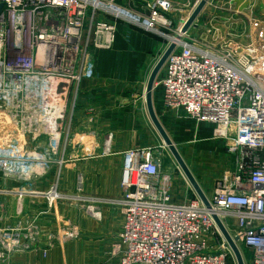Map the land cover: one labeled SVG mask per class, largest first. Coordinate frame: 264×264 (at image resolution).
Returning <instances> with one entry per match:
<instances>
[{
	"label": "built area",
	"instance_id": "built-area-1",
	"mask_svg": "<svg viewBox=\"0 0 264 264\" xmlns=\"http://www.w3.org/2000/svg\"><path fill=\"white\" fill-rule=\"evenodd\" d=\"M0 5V105L17 113L24 110L27 121L41 122L49 137L50 151L35 156L18 140L0 147V171L28 179L34 167L50 166L60 145L62 126L54 129L42 122L52 93L65 82L81 84L91 78L95 51L115 40L116 24L100 15L153 28L170 19L161 8L173 6L157 0L151 14L143 16L112 0H0ZM253 27L245 42L223 45L186 42L182 28L173 37L176 48L157 82L162 100L212 124L215 137L228 143L234 170L207 196L211 207L200 197L177 202L171 195L172 177L161 172L152 148L128 151L124 195L116 200L125 214L118 246L121 264H229L233 251L225 238L220 251L210 249L213 236L224 237L215 214L223 222L237 221L239 232L233 237L239 236L249 252L245 263L264 264V23L254 22ZM23 104L30 108L23 109ZM50 196L61 197L56 190ZM2 237L8 250L19 248L21 225L5 227Z\"/></svg>",
	"mask_w": 264,
	"mask_h": 264
},
{
	"label": "crops",
	"instance_id": "crops-1",
	"mask_svg": "<svg viewBox=\"0 0 264 264\" xmlns=\"http://www.w3.org/2000/svg\"><path fill=\"white\" fill-rule=\"evenodd\" d=\"M112 1L149 16L157 0ZM163 1L173 9L161 11L173 18L172 25H178L201 0ZM217 1L230 3L219 16L214 4L210 15L224 20L218 30L227 31L231 41L245 42V34L254 30L253 23H264V0ZM115 21V40L111 47L95 51V73L81 82L72 98L67 125L50 166L34 167L28 179L0 171V264H121L118 245L125 216L116 200L124 195L122 176L128 151L161 147L160 168L172 177V198L184 202L199 197L147 107L148 82L172 43L171 28L159 24L148 28L122 18ZM162 74L163 68L153 89L156 113L174 143L184 148L185 161L211 197L218 180L234 170V157L227 151V141L215 137L212 124L164 104L162 87L157 84ZM26 115L24 110L17 113L0 105V147L18 140L30 156L50 151L48 135L32 133ZM54 190L61 197L52 200ZM224 223L232 235L239 232L235 219ZM17 224L22 227L21 246L10 251L4 247L2 230ZM223 238L213 236L210 249L220 251Z\"/></svg>",
	"mask_w": 264,
	"mask_h": 264
},
{
	"label": "rangeland",
	"instance_id": "rangeland-1",
	"mask_svg": "<svg viewBox=\"0 0 264 264\" xmlns=\"http://www.w3.org/2000/svg\"><path fill=\"white\" fill-rule=\"evenodd\" d=\"M213 1L214 0H209V4L206 6V7H204V9L202 10V13H200V15H199V17H198V19L196 20V22H195V24L188 30V31H186V33H187V35L186 36H184V38H182L183 40H185L186 42H190V43H193V42H195V40L194 39H196V40H199V41H206V42H210V43H213L214 45L215 44H217V45H223V44H225V43H229V42H231V39H230V35H229V33H227V31H226V33H224V31H222V29H219L218 30V28H221L222 27V25L223 24H225L224 23V20H223V22L220 20V19H218L217 18V20H216V18L214 17V16H211L210 15V13H211V9H214V8H212L213 6H214V4H215V7L217 8V11H216V13H218V16L219 15H223V14H221L222 12H225L226 11V9L229 7V4L230 3H225L224 1L223 2H219V1H215L214 2V4H213ZM226 1H229V0H226ZM225 3V4H224ZM225 5L224 6V8H223V6L222 5ZM227 5V6H226ZM208 7V8H207ZM204 11V12H203ZM190 14L192 13V12H189ZM188 14V13H187ZM224 14H226V13H224ZM100 16H105V17H103L104 19H106V20H108V21H110V22H112L113 24L116 22L115 20H116V18H118V17H115L114 15H110V14H104V15H100ZM99 16V17H100ZM110 17H113V18H115V19H113V20H111L110 19ZM186 17H188V15L186 16ZM185 17V18H186ZM170 18V17H169ZM173 19V18H172ZM172 19L170 18L168 21H167V23L166 24H164V23H162V22H158V24L159 25H161L162 27H164V28H168V29H170V33H172L174 36H176L177 34H178V32L180 33V31H181V28H182V25L181 24H183V21H181V23H179L178 25H176L175 23L172 25ZM225 22H226V20H225ZM226 25H228V23H226ZM154 26H156V25H154ZM173 27V28H172ZM224 28V27H223ZM216 30L217 31H219L218 32V34H217V32H216ZM173 36V37H174ZM196 43H197V41H196ZM95 73V72H94ZM163 73H164V71H163ZM94 75V74H93ZM162 76H163V74H162ZM162 76H161V78H162ZM160 78V79H161ZM160 79L158 80V81H160ZM161 85V84H160ZM79 86H80V84L79 83H74V84H72V86L70 87V89L68 90V93H67V89L66 88H64L63 90H62V92L58 95V97L57 98H53L52 100H53V102H51V103H54V105H57V104H55V103H61L63 100H64V102H65V104H66V106H67V108L65 109V111H66V113H64V120H63V127H65L66 125H67V119H68V117H69V114H70V106H71V101H72V98L74 97V95H76L79 91H78V89H79ZM161 87H162V85H161ZM78 91V92H77ZM77 92V93H76ZM67 94H68V97H66L67 96ZM17 104V103H16ZM24 106H25V108L27 107V108H30L29 107V104H23ZM64 111V112H65ZM41 113V112H40ZM39 120L41 121V118H39ZM2 123H3V120H2ZM37 123V124H36ZM43 127H45L41 122H34V123H32V124H30V128H29V130L32 132V133H38V131H43V132H45L46 130H45V128H43ZM34 130H36V131H34ZM31 133V134H32ZM33 135V134H32ZM36 135V134H35ZM177 146V145H176ZM148 148H151V147H145L144 149H148ZM177 148H178V150L180 151V153L182 154V156H183V152L184 151H182L183 149H182V147H180V146H177ZM161 150H162V148L161 147H153L152 148V151L155 153V155H156V157H157V159H158V161L160 162V159H161V161H162V155H161ZM173 158V157H172ZM174 159V158H173ZM187 163V162H186ZM179 166V165H178ZM179 168H180V166H179ZM180 170L182 171V169L180 168ZM162 172V171H161ZM183 172V171H182ZM163 173V172H162ZM184 173V172H183ZM163 174H167L166 172L165 173H163ZM170 175V174H169ZM184 176H185V174H184ZM123 177V176H122ZM186 177V176H185ZM122 206V205H121ZM124 216H125V214H124ZM225 220H227V219H225ZM225 224V223H224ZM227 227V226H226ZM238 242V245H239V247H240V249H241V251H242V254H243V256H244V258L245 257H249V252L247 251V249L244 247V245L241 243V241H237ZM4 246V245H3ZM5 247V246H4ZM229 264H238V262H237V260H236V257H235V255H234V253H233V255H230V258H229Z\"/></svg>",
	"mask_w": 264,
	"mask_h": 264
},
{
	"label": "water",
	"instance_id": "water-1",
	"mask_svg": "<svg viewBox=\"0 0 264 264\" xmlns=\"http://www.w3.org/2000/svg\"><path fill=\"white\" fill-rule=\"evenodd\" d=\"M208 2H209V0H201L198 3V5L196 6V8L192 12V14L188 17V19L183 24L182 32L188 31L195 24L200 13L202 12V10L204 9V7L206 6V4ZM1 9H2V5H0V10ZM175 48H176V43L172 42L170 44V46L168 47V49L166 50V52L162 55L161 59L157 63L156 67L154 68V70L150 76L148 86H147V92H146L147 107H148L149 115H150L154 125L156 126L157 130L159 131L160 135L162 136L164 143L166 144V146L169 148V150L171 151V153L175 157L176 161L178 162L180 168L184 172L188 181L191 183V185L193 186V188L195 189V191L197 192V194L199 195L201 200L204 202V204L207 207H211L210 200L208 199L206 193L204 192V190L202 189L197 178L195 177V175L191 171L190 167L186 163L184 157L182 156V154L178 150L176 144L174 143V141L172 140V138L170 137V135L168 134V132L166 131L164 126L162 125V123H161V121H160V119L156 113L154 103H153V89H154V86L156 83L157 76H158L159 72L161 71V69L164 67L168 57L174 51ZM213 217H214V220H215L218 228L220 229L221 233L223 234V236L226 240V246H228L232 249L238 264H246L245 260H244V256L242 254V251H241V249L237 243V241H239V239H240L239 236L233 237V235L229 232L228 228L226 227V225L224 224L222 219L218 217V215L215 214V215H213Z\"/></svg>",
	"mask_w": 264,
	"mask_h": 264
},
{
	"label": "bare ground",
	"instance_id": "bare-ground-1",
	"mask_svg": "<svg viewBox=\"0 0 264 264\" xmlns=\"http://www.w3.org/2000/svg\"><path fill=\"white\" fill-rule=\"evenodd\" d=\"M182 27H183V24H182ZM71 84L72 83L65 82V84H64V86H63V88L61 90H59V91L57 90V91H55V93H52V96H51L50 100L45 105L46 115L42 119V122H44L45 120H46V123L50 122L51 123V127L54 128V129L57 128V126L58 127L62 126V129H63L64 111L67 108V106H66L64 100L60 104L59 103H55L57 105H54V103H51V102H53L52 99L53 98H57L58 95L62 92V90L64 88L67 89V93H68V90H69V87L71 86ZM66 97H68V94H67ZM23 109H25V107H23ZM65 113H66V111H65ZM32 123L33 122L31 121L30 124H32Z\"/></svg>",
	"mask_w": 264,
	"mask_h": 264
}]
</instances>
